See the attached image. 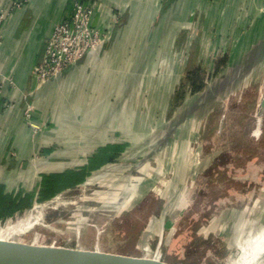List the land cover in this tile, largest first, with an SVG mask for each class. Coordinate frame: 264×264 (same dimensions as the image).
Instances as JSON below:
<instances>
[{"label": "rangeland", "instance_id": "1", "mask_svg": "<svg viewBox=\"0 0 264 264\" xmlns=\"http://www.w3.org/2000/svg\"><path fill=\"white\" fill-rule=\"evenodd\" d=\"M157 2L153 19L160 15L159 4H164L162 0ZM177 3L172 8L174 12L166 18L167 38L172 40L166 43L167 48L163 44L156 45L153 49V52L156 49V54L152 56L155 80L159 78L157 69L160 68L169 74V78L177 76L178 80H174L179 86L172 98L174 109L169 110L168 124L153 126L157 131L151 140L142 135L140 139L137 135L127 149L135 150V153L124 159L126 165L149 166L159 171L160 183L147 179L148 183L140 187L143 196L147 193V201L153 199L143 203L130 201V194L121 191L116 187V180L109 178L99 185L81 186L73 193L56 195L73 201V204L61 206L59 210L53 209L56 203L43 202L45 206L42 205L35 213H43L42 220L27 233L21 230L12 232L13 227L20 224L17 221L0 222V242L12 244L13 241L14 244L31 247L38 242L48 248L105 253L125 263L154 260L166 264H264V116L260 120L258 115L264 95V60L250 68L249 77L263 74L258 78L260 81L257 79L259 84L254 86L259 88L258 92L250 91L245 101L238 103L230 99L236 115L230 112L227 115L228 112L218 107V102L224 100L228 90L190 116L186 114L210 86L221 84L231 66L238 62V59L234 63L228 61L226 69L215 77V65L220 58L234 56L243 60L254 46L264 41V0H188V6L185 5L181 12ZM181 34L180 42L185 41L183 50L174 43ZM164 36L165 32L162 33ZM163 48L168 49L167 57ZM173 55L179 59L176 61ZM194 68L204 71L206 85L195 95L187 94L180 110L176 93ZM154 82L152 80L149 84L154 85ZM208 107L214 112L211 116L206 115ZM233 119L239 123L244 120L246 127L232 124ZM215 122H218L217 126ZM229 123L231 127L226 125ZM172 125L175 126L174 131L167 135L169 138L166 140L165 134ZM257 127L260 129L255 133ZM231 130L235 133L232 134ZM180 139H185V147L181 148L184 151L177 146ZM229 150H232L230 154H225ZM136 153L142 155L136 156ZM197 162L209 166L198 175L199 178L194 179L192 168ZM214 165L229 168V173L209 179V171ZM143 169L128 175L146 180L148 175L143 174ZM31 213L25 216V220ZM152 220H158L165 231L173 234L166 252H152L157 248L159 238L156 241L157 238L153 237L155 248L141 239L142 225H150ZM85 225L93 229H86L83 242L88 245L79 250V232ZM96 230H99L98 234L106 235L105 239H97L94 244ZM71 238L73 240L69 242ZM135 241L137 245L140 243L139 246ZM91 243L94 249L89 248Z\"/></svg>", "mask_w": 264, "mask_h": 264}, {"label": "crops", "instance_id": "2", "mask_svg": "<svg viewBox=\"0 0 264 264\" xmlns=\"http://www.w3.org/2000/svg\"><path fill=\"white\" fill-rule=\"evenodd\" d=\"M162 1L164 4H159L157 11L160 15L153 19L157 0H98L97 22L101 28H113V40L105 49L89 53L62 78L40 89L34 75L35 66L43 58L52 30L70 13L73 0H30L24 9L10 15L0 41V222L17 221L19 224L25 221L36 203L69 193L87 182L99 185L109 178L116 180V187L121 191L130 194V201L143 203L153 199L147 201V193L143 196L140 187L148 183L147 179L160 183L159 171L149 166L143 169L126 165L124 159L135 153V150L127 149L137 135L140 139L142 135L151 140L157 131L153 126L168 124L169 110L174 109L172 98L179 86L174 80L177 76L169 78V74L160 68L157 69L159 78L155 80L152 56L156 54V49L153 52L156 45L163 44L167 48L166 43L172 40L167 38L166 18L174 12V4H180L178 11L181 12L185 5L188 6V0ZM11 2L0 0V9H9ZM117 14L121 23L113 26ZM182 36L174 43L183 50ZM165 48L167 57L168 49ZM175 59L177 61L179 57ZM229 59L230 63L239 61L234 56ZM249 76L250 72L226 92L224 100L218 102V107L228 112L227 115L237 113L230 99L241 102L250 91L258 92L259 88L254 86L259 84V76ZM152 80L154 85L149 84ZM159 81L160 85H157ZM29 102L34 105L32 119L40 127L38 133H34L25 118ZM184 104L177 107L181 110ZM210 109L204 111L207 116L214 113ZM232 121V124L238 123L236 119ZM217 124L215 122V126ZM258 129L260 127L255 133ZM179 141L182 147L181 143L177 146L181 150L185 147V139ZM108 156L117 158L111 163H103ZM197 163L192 168L194 179L209 166ZM141 169L148 175L146 180L128 175L134 171L139 173ZM138 194L142 197H137ZM157 221L152 220L150 225L144 223V232L140 229L139 234L142 232L143 242L154 248L153 237L156 241L159 238L157 248L152 251L158 254L166 252L173 234L165 231L162 223L159 225ZM83 227L77 243L79 250L88 245L83 242L86 229H93ZM96 231L92 243L105 239L106 233ZM139 244L135 241V245ZM89 248L94 249V245Z\"/></svg>", "mask_w": 264, "mask_h": 264}, {"label": "built area", "instance_id": "3", "mask_svg": "<svg viewBox=\"0 0 264 264\" xmlns=\"http://www.w3.org/2000/svg\"><path fill=\"white\" fill-rule=\"evenodd\" d=\"M29 2L30 0H12L9 9H0V41L2 39L3 26L10 15L14 11L24 9ZM99 7L98 0H73L70 13L56 24L52 30L46 43L43 58L35 66L34 75L39 89L49 82L59 80L69 68L77 66L89 53L105 49L113 40L115 32L113 28H101L97 22ZM113 19V26L121 23L119 14L115 15ZM34 113V105L30 102L27 103L25 118L34 133H38L40 132V127L32 119ZM89 185L87 182L83 184V187ZM49 202L52 204L56 203L53 207L55 210H58L61 206L73 204L71 199L68 201L62 195L54 197ZM42 205H44L43 202L36 203L31 210L30 217L36 215L35 213L42 208Z\"/></svg>", "mask_w": 264, "mask_h": 264}, {"label": "water", "instance_id": "4", "mask_svg": "<svg viewBox=\"0 0 264 264\" xmlns=\"http://www.w3.org/2000/svg\"><path fill=\"white\" fill-rule=\"evenodd\" d=\"M264 60V41L256 46L236 64L231 66L229 72L220 84H213L200 97L199 101L187 111L191 115L199 109L206 106L211 99L219 97L221 93L234 87L238 82L245 78L250 72V68ZM259 116H264V95L260 104ZM172 125L165 134L169 135L174 130ZM169 138H165L166 140ZM133 262V261H132ZM0 264H166L158 263L152 260H142L135 263H125L119 261L116 256L106 255L92 251H73L63 248H48L40 246H29L26 244H5L0 242Z\"/></svg>", "mask_w": 264, "mask_h": 264}, {"label": "trees", "instance_id": "5", "mask_svg": "<svg viewBox=\"0 0 264 264\" xmlns=\"http://www.w3.org/2000/svg\"><path fill=\"white\" fill-rule=\"evenodd\" d=\"M228 61H229V56H224V57L219 59V61L215 65V72H214L215 77H217L222 71H224L226 69ZM205 77H206V75L201 68H194L193 70H191L188 73L184 84L181 85L180 89L176 93V97L178 100L177 103L182 104L184 102L186 95L189 93L191 95H195V94L201 92L205 88V85H206ZM237 124H239L240 127L242 126V128L246 127V125H247L244 120L241 123H239V122L236 123V125ZM231 125L232 124H230V126ZM227 129H229V128H227ZM231 133L233 134V133H235V131L231 130ZM232 137H234V136H232ZM262 139H264V138H262ZM231 151L232 150H229L226 153L225 152L224 153L228 155V154H230ZM238 151L240 153H244V152H241V149H238ZM234 155H236V154H234ZM257 156L260 157V154H258ZM116 158L117 157H115V156H108L104 161H106L107 163H111ZM227 169L230 170L229 168L214 165L212 170L209 171V179H211V178L216 179L218 176H220V177L226 176V174L229 173V171Z\"/></svg>", "mask_w": 264, "mask_h": 264}, {"label": "bare ground", "instance_id": "6", "mask_svg": "<svg viewBox=\"0 0 264 264\" xmlns=\"http://www.w3.org/2000/svg\"><path fill=\"white\" fill-rule=\"evenodd\" d=\"M82 190V189H81ZM71 193H73V191H71ZM67 194V193H66ZM80 194V193H79ZM77 198V197H76ZM73 199V198H72ZM49 202V201H48ZM45 206V205H44ZM50 206V205H49ZM59 210V209H58ZM40 211V210H39ZM60 211H62V210H60ZM54 212V211H53ZM57 213V212H56ZM60 213V212H59ZM53 214H55V213H53ZM61 214V213H60ZM59 214V215H60ZM46 215V214H45ZM48 215H50V214H48ZM56 215V214H55ZM29 217V216H28ZM42 217H43V214L42 213H39V214H36V215H33L32 217H30V218H28V220H26V221H23V222H21L19 225H17V226H15V227H13V230H12V232H20V230L21 231H24V232H26V231H31V229L34 227V226H36L37 224H39L40 223V221L42 220ZM51 218V217H50ZM57 219V218H56ZM96 219V218H95ZM94 219V220H95ZM42 223V222H41ZM55 224H56V222H55ZM110 226V225H109ZM45 227V226H44ZM43 227V228H44ZM84 228V227H83ZM102 228V227H101ZM51 230V229H50ZM45 231V230H44ZM54 231V230H53ZM11 232V231H10ZM51 232V231H50ZM27 233V232H26ZM37 233V232H36ZM65 233V232H64ZM31 234V233H30ZM38 234V233H37ZM63 234V233H62ZM85 234V233H84ZM11 235V234H10ZM39 235H41V234H39ZM76 235V234H75ZM7 236V235H6ZM13 236V235H12ZM19 236V235H18ZM22 236V235H21ZM24 236H25V234H24ZM51 236V235H50ZM1 237V236H0ZM17 237V236H16ZM33 237V236H32ZM37 237H38V235L36 236V239H37ZM35 239V238H34ZM81 239V238H80ZM86 239V238H85ZM31 240V239H30ZM58 240V239H57ZM63 240V239H62ZM83 240V239H82ZM81 240V241H82ZM15 241V240H14ZM31 241H29V243H30ZM60 242H62V241H60ZM98 242V241H97ZM16 243V242H15ZM44 243V242H43ZM12 244H14L13 243V241H12ZM17 244H19V243H17ZM48 244V243H47ZM51 244V243H50ZM55 244V243H54ZM59 244V243H58ZM57 244V245H58ZM81 244V243H80ZM34 245L36 246V245H39L40 247H42V243L41 244H39L38 242H36V243H34ZM33 245V246H34ZM97 245H99L98 243H97ZM30 246V245H29ZM54 246V245H53ZM81 247V246H80ZM97 250V249H96ZM106 251H108V250H106Z\"/></svg>", "mask_w": 264, "mask_h": 264}]
</instances>
